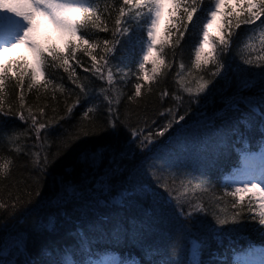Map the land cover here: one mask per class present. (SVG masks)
I'll list each match as a JSON object with an SVG mask.
<instances>
[{
    "label": "trees",
    "instance_id": "16d2710c",
    "mask_svg": "<svg viewBox=\"0 0 264 264\" xmlns=\"http://www.w3.org/2000/svg\"><path fill=\"white\" fill-rule=\"evenodd\" d=\"M114 17L115 13H113ZM111 26L109 22V27ZM248 28L249 26H242L238 30L240 35L234 39L232 48L225 57L233 67H248L242 64V59L245 58L264 57V33L256 39H252L251 35L245 39ZM133 33L145 35L143 32H137L135 28ZM104 39H112L111 33H96V40L101 43V47H98L93 54L98 57L103 54ZM118 39L121 40V44L117 45L118 50L110 54V66L114 72L113 85H107L106 81L92 77L91 73H83L77 67L81 79L90 84V92L86 97L79 94L78 89L67 80V73H64L63 69H50L49 72L54 75L46 72L45 78L52 80V84L46 90L43 88L39 90V101H37V91L28 92L25 87L26 103L34 105V111L35 105L49 104V108L46 109L49 117L65 114L66 107L74 99L68 95L69 91L82 97L81 105L74 110L71 117L61 120L58 126L49 130L47 139L53 145L48 155L51 166L47 175L39 177V184H37V170L31 166L32 157L26 156L23 152L17 153L16 148L21 147L26 150L31 148L33 152L41 151L43 156L44 151H48V143L44 139L35 141L34 133L27 131V122L20 121L18 116H0V164L11 161L5 177L0 179V199L14 201L19 196L24 201L23 205L17 202L16 209L0 210V264H15V260L17 264V253L24 250L27 251V256L25 255L26 257L18 264H67L69 260L74 264H93L92 260L100 257V252L106 251H114L121 256L126 254V257L133 256L137 264H153V262L164 264L166 260L172 261L173 264H190L192 238L186 240L177 224L168 218L147 217L138 205L150 210V200L134 196L130 198L132 202L126 201L123 206L109 203V199L115 197L123 187H138L137 184L126 185L128 172L111 178L112 187L107 194H101L96 189L99 186L93 183V179H100L99 173L108 167V162L112 158L111 153L119 152L126 145L129 135L126 129L115 132L102 130L95 121L90 125L88 121L82 119V112L93 107L100 110L101 118L106 116V104L99 92L103 87L114 99L121 101L117 107L124 123L135 124L137 120L143 123L145 118L149 121L163 122V118L158 113L163 107L170 106L171 102L161 105L159 92L167 88L170 93L183 95L187 106L186 93L181 85L195 89L197 85L194 77L206 75L205 72L197 71L193 67L195 59L193 45L197 37L185 35L180 48L176 49L175 57L172 56V49L166 48L165 59L172 64L171 69L166 70V75L158 77L150 85L146 84L142 89V97L136 98L134 103L129 102L127 96L134 92L135 83H145L142 80L143 72L139 67L143 62V50L135 40L125 43L127 37H118ZM78 56L86 66L90 63L88 57L80 53ZM17 59V57H8L6 61ZM181 62L185 64V69L181 73L182 80L181 75H178L180 72L178 65ZM106 71L107 69L105 74ZM144 71L152 75L150 63L145 65ZM260 71V68L248 67L250 74ZM121 76H124V79H121ZM61 83L66 88L63 93L54 87ZM221 87L223 82L217 80L207 97L209 99L207 106L204 103L193 105L191 111L195 112L196 120L202 118V113L211 116L224 108L220 102ZM235 90L236 81L233 79L232 87L224 95L230 96ZM255 92L256 89L251 93H244L251 96L254 101L251 110L244 108L243 105L240 106L249 115L250 124L247 128L239 123L241 113L229 111L224 118L215 119V128L194 130L196 136L207 135L210 140H214L212 134L215 129L223 127L227 140L225 146L219 150L209 149L201 153L198 159H191L174 146L166 152L150 157L151 162L160 170L162 183L175 188L180 194L186 189L187 198L193 199L194 202L199 200L205 203L209 212L206 217L208 222H212L211 212L219 213L220 208L227 207L229 214L235 211L230 208L232 198L224 196L225 192L233 191L234 187L223 186L227 182L224 180L225 177H222L223 172L225 174V171L237 163L241 151L264 145V136L259 132L261 127L259 121L261 113L264 112V104L256 102L259 97ZM17 93L15 82H6L3 96L5 108L9 104L18 103ZM53 95L56 96V100H52ZM213 98L215 103L211 102ZM52 107L56 108L55 113L51 111ZM188 127H193L191 116ZM234 128H239L241 137L232 134ZM85 131L97 134L83 135ZM22 133L24 135H21ZM167 135L161 137L160 142H164ZM93 151L103 152L99 169L92 165ZM116 159L129 172L136 166L138 182L157 187L153 179L144 174V168L148 165L145 164L143 168L139 166L141 161L139 155L131 161L121 162L119 156ZM203 177L206 179L201 182ZM36 187L41 188V195L29 197L28 191ZM68 188L75 190L76 198L71 194L64 198ZM158 191L163 193V187H158ZM217 196L224 198L217 201ZM97 197L105 203L98 204ZM62 198L65 203L59 205ZM249 200L251 199L245 196V202ZM253 206H256L254 201ZM133 222H135L134 226ZM260 227L256 221L246 219L242 221V226L225 225L219 237L201 232L197 239L198 242L203 240L204 245L199 251V259L206 264L209 261L211 264H237L235 258L237 252L246 251L251 246L264 245L262 239L264 231H257ZM233 228L236 230L229 231Z\"/></svg>",
    "mask_w": 264,
    "mask_h": 264
},
{
    "label": "snow or ice",
    "instance_id": "6c2138e0",
    "mask_svg": "<svg viewBox=\"0 0 264 264\" xmlns=\"http://www.w3.org/2000/svg\"><path fill=\"white\" fill-rule=\"evenodd\" d=\"M223 9L227 10L222 11ZM113 13H115L114 18ZM217 17L220 18L218 24ZM109 22L112 24L111 27ZM214 25H217L215 31H213ZM242 26H249L245 39L257 30L264 32V0H0V116H18L20 121L27 122V131L34 133L35 141L44 139L48 143V151H44L43 156L41 151L33 152L31 148L27 150L16 148L17 153L23 152L26 156L32 157L31 166L38 173L37 184L39 177L47 175L51 166L48 155L53 145L47 139L49 130L58 126L61 120L71 117L74 110L82 103L79 94L86 97L90 92V84L81 79L77 67L83 73H91L92 77L106 81L107 85H113L114 72L110 66V54L115 53L118 50L117 45L121 44L118 37H127L125 43L135 40L143 50V62L139 67L143 72L142 80L145 83H135L134 92L127 96V100L134 103L136 98L142 97V89L146 84L150 85L158 77L166 75V70L171 69L172 64L165 59L166 48L172 49V56L175 57L176 49L180 48L185 35H195L197 41L193 45L195 56L193 67L197 71L205 72L206 75L194 77L197 85L195 89L181 85L186 93L187 106H185V96L170 93L165 88L159 92L160 103L165 105L171 102V104L163 107L158 113L163 118V122L158 123L156 120L149 121L145 118L143 123L137 120L135 124H126L117 107L121 101L114 99L105 88L101 87L99 92L106 104V116L101 118L100 110L93 107L82 112V119L88 121L90 125L95 121L102 130L115 132L126 129L129 135L126 145L119 152L111 153L112 158L108 162V167L99 173V180L93 179V183L99 186L96 189L101 194H107L112 187L111 178L128 172L126 185L137 184L138 187H123L115 197L109 199V203L123 206L126 201L132 202L130 198L134 196L150 200V210L138 205L147 217L168 218L177 224L186 240L192 238L190 264H206L198 259L199 251L204 245L203 240L198 242L197 239L201 232L219 237L225 225L242 226V221L246 219L256 221L261 226L257 231H264V170L257 175L250 169L249 178L242 182V186H236L233 191L225 192L224 196L232 198L230 208L235 211L229 214L227 207L220 208L219 213L211 212L212 222H208L206 217L209 212L205 203L199 200L194 202L193 199L187 198L186 189L180 194L175 188L162 183L160 170L150 160L151 156L166 152L174 146L191 159H198L201 153L209 149L219 150L225 146L227 140L223 127L215 129L212 134L214 140H210L207 135L196 136L194 130L215 128V119L224 118L229 111L241 113L239 123L244 124L246 128L249 126V115L240 106L243 105L244 108L251 110L254 101L251 96L244 93H251L254 89H256L255 95L259 97L256 102L264 104V57L242 59L243 65L261 69L256 74H250L248 67H233L225 60L234 39L240 35L238 30ZM133 28L145 35L133 33ZM42 31L47 34L43 40L40 38ZM97 32H108L112 36V39L102 41L103 54L99 57L93 54L98 47H101V43L96 40ZM19 49H25L30 54L31 61L26 57L14 61L5 60L10 52ZM78 53L89 58L90 63L87 66ZM148 63L151 64L152 75L144 71ZM178 67L180 70L178 75H181L185 64L181 62ZM50 69H63V72L67 73V80L79 91V94L69 91L68 95L74 98L73 102L66 107L64 115L53 117H49L46 112L49 108L47 103L35 105L34 111V105L26 103L25 93V87L28 92L36 90L39 101V90L41 88L46 90L52 84V80L45 78L46 72ZM105 69H107L106 74ZM49 74L54 75L51 72ZM121 79H124V76H121ZM233 79L236 81L235 92L230 96L224 95L232 87ZM217 80L223 82V87L219 91L220 102L224 108L211 116L202 113V118L196 120L195 112L191 111L193 105L209 104L207 97ZM8 81H14L18 88V103L9 104L5 108L3 96ZM54 87L62 93L66 91L63 83ZM148 91H151L150 87ZM56 99L53 95L52 100ZM211 102L215 103V99L213 98ZM51 111L55 113L56 108L52 107ZM190 116L193 119L192 128L188 127ZM259 123L261 125L259 132L264 136V112L261 113ZM89 134L97 133L83 132V135ZM166 134H168L166 140L160 142V138L166 137ZM232 134L241 137L239 128H234ZM137 155L141 157L139 166L143 168L145 164L148 165L144 168V174L151 177L157 187L138 182L136 166L129 172L116 159L119 156L121 162L131 161ZM102 159V151L92 152V165L97 169ZM10 162L0 164V179L5 177ZM204 179L206 177H203L201 182ZM223 186L228 188L231 184L225 182ZM158 187H163L164 192L158 191ZM242 193L252 194V197L258 200L256 206H253V200L246 203L245 195H241ZM70 194L76 198L77 193L73 188L65 191L64 198ZM27 195L40 196L41 188L36 187L28 191ZM223 198L217 196L216 200L220 201ZM17 202L21 205L24 203L19 196L14 201L0 199V210L16 209ZM96 202L105 203L98 197ZM64 203L65 200L62 198L59 205ZM235 230V228L229 229V231ZM67 264L74 262L69 260ZM119 264L125 262L120 261ZM127 264H137V261L131 259ZM164 264H173V262L166 260Z\"/></svg>",
    "mask_w": 264,
    "mask_h": 264
},
{
    "label": "rangeland",
    "instance_id": "374dc122",
    "mask_svg": "<svg viewBox=\"0 0 264 264\" xmlns=\"http://www.w3.org/2000/svg\"><path fill=\"white\" fill-rule=\"evenodd\" d=\"M222 11H224V9L222 10ZM219 21H220V18L219 17H217V24L219 23ZM216 26L217 25H214L213 26V31H215V29H216ZM263 33L264 32H262V31H260V30H257L254 34H251V37H252V39H256L257 37H261V35L263 36ZM46 36H47V34L45 33V32H41V39L43 40V39H45L46 38ZM254 41V40H253ZM8 57H17V58H20V57H26L29 61H31V56H30V54H28L27 52H26V50L25 49H19V50H15V51H12V52H10L9 54H8V56L5 58V60L8 58ZM243 181H245V180H243ZM240 186H242V182L240 183ZM241 195H245V194H241ZM245 196H248V197H250V198H253L252 197V194H246ZM255 199V198H254ZM256 201H258V200H256ZM191 259H192V256L190 255V261H191ZM244 264H264V262H257L256 263V260H249V261H246V262H244Z\"/></svg>",
    "mask_w": 264,
    "mask_h": 264
},
{
    "label": "bare ground",
    "instance_id": "6f19581e",
    "mask_svg": "<svg viewBox=\"0 0 264 264\" xmlns=\"http://www.w3.org/2000/svg\"><path fill=\"white\" fill-rule=\"evenodd\" d=\"M121 236H123V235L121 234ZM25 255L27 256V251L26 250L20 251V252L17 253V256H16L17 264L26 257ZM15 264H16V260H15Z\"/></svg>",
    "mask_w": 264,
    "mask_h": 264
}]
</instances>
